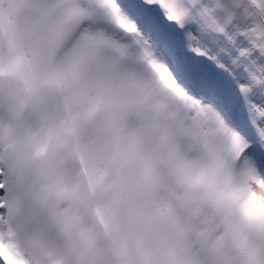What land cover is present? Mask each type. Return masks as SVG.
Masks as SVG:
<instances>
[{
  "label": "snow or ice",
  "instance_id": "obj_1",
  "mask_svg": "<svg viewBox=\"0 0 264 264\" xmlns=\"http://www.w3.org/2000/svg\"><path fill=\"white\" fill-rule=\"evenodd\" d=\"M0 264H264V0H0Z\"/></svg>",
  "mask_w": 264,
  "mask_h": 264
}]
</instances>
